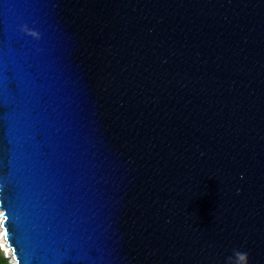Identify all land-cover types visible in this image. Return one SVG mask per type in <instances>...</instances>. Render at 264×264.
Here are the masks:
<instances>
[{"label":"water","instance_id":"obj_1","mask_svg":"<svg viewBox=\"0 0 264 264\" xmlns=\"http://www.w3.org/2000/svg\"><path fill=\"white\" fill-rule=\"evenodd\" d=\"M0 208L15 264H264V0H0Z\"/></svg>","mask_w":264,"mask_h":264},{"label":"rangeland","instance_id":"obj_2","mask_svg":"<svg viewBox=\"0 0 264 264\" xmlns=\"http://www.w3.org/2000/svg\"><path fill=\"white\" fill-rule=\"evenodd\" d=\"M0 218H3L1 214H0ZM1 229H2V223L0 222V248L2 249L3 253L8 257L10 264H15V262L12 260L13 257L12 250L7 244V239L5 238V236L2 237Z\"/></svg>","mask_w":264,"mask_h":264},{"label":"clouds","instance_id":"obj_3","mask_svg":"<svg viewBox=\"0 0 264 264\" xmlns=\"http://www.w3.org/2000/svg\"><path fill=\"white\" fill-rule=\"evenodd\" d=\"M33 35H36L35 32L32 33ZM247 253L241 252V251H234L233 256L227 257L226 264H230V262L233 260V257L236 258V264H247Z\"/></svg>","mask_w":264,"mask_h":264},{"label":"trees","instance_id":"obj_4","mask_svg":"<svg viewBox=\"0 0 264 264\" xmlns=\"http://www.w3.org/2000/svg\"><path fill=\"white\" fill-rule=\"evenodd\" d=\"M0 264H10L8 257L3 253L0 248Z\"/></svg>","mask_w":264,"mask_h":264},{"label":"bare ground","instance_id":"obj_5","mask_svg":"<svg viewBox=\"0 0 264 264\" xmlns=\"http://www.w3.org/2000/svg\"><path fill=\"white\" fill-rule=\"evenodd\" d=\"M0 211H2V208H0ZM2 221V218H0V222ZM2 230V229H1ZM1 233H2V237L4 236V234H3V231H1ZM12 260L15 262L16 260H15V258L14 257H12Z\"/></svg>","mask_w":264,"mask_h":264}]
</instances>
